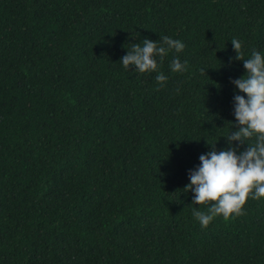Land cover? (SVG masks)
<instances>
[{
    "label": "trees",
    "instance_id": "16d2710c",
    "mask_svg": "<svg viewBox=\"0 0 264 264\" xmlns=\"http://www.w3.org/2000/svg\"><path fill=\"white\" fill-rule=\"evenodd\" d=\"M162 36V86L122 67ZM232 39L264 52V0H0V264H264V199L201 228L184 190L236 130Z\"/></svg>",
    "mask_w": 264,
    "mask_h": 264
},
{
    "label": "clouds",
    "instance_id": "9594fccd",
    "mask_svg": "<svg viewBox=\"0 0 264 264\" xmlns=\"http://www.w3.org/2000/svg\"><path fill=\"white\" fill-rule=\"evenodd\" d=\"M231 43L237 53L235 59L242 60L245 69L242 77L230 81L234 85L231 124L236 130L222 136L228 145L225 149L199 156V165L189 170L190 183L184 188L193 194L192 205L206 207V211L192 209L201 228L216 217L228 220L243 215L249 198L264 199V52L253 51L250 58L243 59L241 42L232 39ZM184 47L182 41L168 36L160 37L159 43L145 38L142 45L132 44L119 62L125 70L131 66L140 74L157 72L156 81L162 86L168 78L158 72L157 58L162 61L170 52L180 53ZM186 68V62L178 57L169 64L173 73ZM245 144L247 147L241 150Z\"/></svg>",
    "mask_w": 264,
    "mask_h": 264
}]
</instances>
